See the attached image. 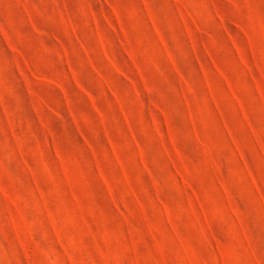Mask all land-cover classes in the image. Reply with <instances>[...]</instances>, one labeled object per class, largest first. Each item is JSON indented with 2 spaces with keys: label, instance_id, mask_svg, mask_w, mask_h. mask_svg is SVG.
<instances>
[{
  "label": "rangeland",
  "instance_id": "obj_1",
  "mask_svg": "<svg viewBox=\"0 0 264 264\" xmlns=\"http://www.w3.org/2000/svg\"><path fill=\"white\" fill-rule=\"evenodd\" d=\"M0 264H264V0H0Z\"/></svg>",
  "mask_w": 264,
  "mask_h": 264
}]
</instances>
